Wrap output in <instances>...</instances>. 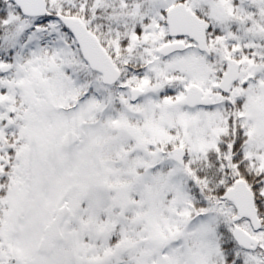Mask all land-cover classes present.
Wrapping results in <instances>:
<instances>
[{
    "label": "snow or ice",
    "instance_id": "6c2138e0",
    "mask_svg": "<svg viewBox=\"0 0 264 264\" xmlns=\"http://www.w3.org/2000/svg\"><path fill=\"white\" fill-rule=\"evenodd\" d=\"M0 264H264V0H0Z\"/></svg>",
    "mask_w": 264,
    "mask_h": 264
}]
</instances>
